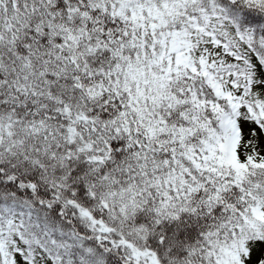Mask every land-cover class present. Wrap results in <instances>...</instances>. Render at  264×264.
<instances>
[{"label": "snow or ice", "instance_id": "6c2138e0", "mask_svg": "<svg viewBox=\"0 0 264 264\" xmlns=\"http://www.w3.org/2000/svg\"><path fill=\"white\" fill-rule=\"evenodd\" d=\"M0 264H264V0H0Z\"/></svg>", "mask_w": 264, "mask_h": 264}]
</instances>
